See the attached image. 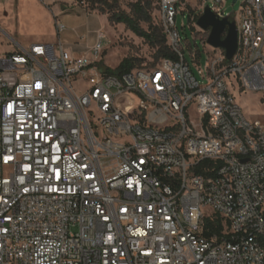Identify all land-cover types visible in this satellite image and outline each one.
<instances>
[{
  "label": "built area",
  "instance_id": "built-area-1",
  "mask_svg": "<svg viewBox=\"0 0 264 264\" xmlns=\"http://www.w3.org/2000/svg\"><path fill=\"white\" fill-rule=\"evenodd\" d=\"M238 1V49L210 45L203 81L178 8L203 30L228 0H160L176 59L128 72L104 68L103 32L66 49L58 15L54 43L0 54V264H264V117L234 93H264V0ZM205 208L222 234H205Z\"/></svg>",
  "mask_w": 264,
  "mask_h": 264
},
{
  "label": "rangeland",
  "instance_id": "rangeland-1",
  "mask_svg": "<svg viewBox=\"0 0 264 264\" xmlns=\"http://www.w3.org/2000/svg\"><path fill=\"white\" fill-rule=\"evenodd\" d=\"M6 1L0 0V54L20 48L18 43L27 45L29 42L36 41L37 37L41 35H55L57 39L55 16L52 12L48 14L32 6L22 9L2 7L1 3H6ZM108 1L112 3L113 7H106L103 14L97 6L93 8L88 0H85V3H82V0H75L76 5L79 7L68 10L66 15L60 18L66 26L65 31L76 35L86 33L89 39L95 38L98 35L94 31L96 23L93 20L90 21L91 18L86 16L85 10L106 15L107 18L116 11H123L138 17L134 8L137 2H141L145 7V11L151 16L150 21L139 20L140 25L144 29H149L150 26L162 27L160 0ZM200 1L191 0V3L193 6L198 7ZM240 7V1L234 3V0H228L226 11L228 13L238 12ZM101 19L104 21L103 17ZM176 25L183 39L186 60L189 62L195 76L203 81V73L207 70L209 58L216 51L204 42V31L191 21L189 10L182 7L178 8ZM103 32L105 36L102 39V62L105 69L116 68L124 58L134 59L137 66L156 65L162 59L158 58L156 48L152 47L144 38L138 36L124 23L109 21ZM98 40L96 44L99 42ZM93 47H90V52ZM91 57L94 58L93 52ZM82 87L83 85L78 84V88ZM234 93L244 115L248 119L264 117L263 91H251L235 87ZM213 212L211 208L204 209L206 218L212 217Z\"/></svg>",
  "mask_w": 264,
  "mask_h": 264
},
{
  "label": "trees",
  "instance_id": "trees-1",
  "mask_svg": "<svg viewBox=\"0 0 264 264\" xmlns=\"http://www.w3.org/2000/svg\"><path fill=\"white\" fill-rule=\"evenodd\" d=\"M85 2V0H82ZM93 8L96 6L99 10L104 14L106 7H113L112 3L108 0H88ZM135 15H130L123 11H116L113 14L109 15V21L115 23H124L129 27L133 32H135L138 36L144 38L152 47L157 49L158 58H170L176 59V55L172 51L170 44L168 42V37L164 31L163 26H150L149 29H144L139 20L150 21L151 16L145 11L144 5L141 2H137L134 5ZM137 67V63L132 58H124L120 64L114 68H106L107 70H111L117 73H123L131 71L133 68ZM213 162L209 160H205L202 164L197 168L198 173H203L206 175H212V171L209 169L212 168ZM209 168V169H207ZM207 169V170H206ZM205 234L207 236H211L214 233L222 234L225 229L224 220L219 215H214L212 217L205 219ZM260 241L264 246V237H260Z\"/></svg>",
  "mask_w": 264,
  "mask_h": 264
},
{
  "label": "crops",
  "instance_id": "crops-1",
  "mask_svg": "<svg viewBox=\"0 0 264 264\" xmlns=\"http://www.w3.org/2000/svg\"><path fill=\"white\" fill-rule=\"evenodd\" d=\"M1 4L2 7H11V8L15 7L20 9L27 6H32L39 8L41 11L48 14L52 12L53 16L58 15L59 18L64 17L68 10L70 9L74 10L76 9V7H79L76 5L75 0H7L6 3H1ZM85 14L88 18H91L90 21L93 20L96 23L95 24L96 29H94V31L98 33V35L95 37L96 40L94 37L89 39L86 33L83 34L78 33L76 29L75 31L78 33L77 34L78 36L73 33H67L65 30L60 34V37L64 43L65 48L76 55L88 53L90 47H93L96 44L100 33L104 31V29L107 27L109 23V19L107 18L106 15L87 12L86 10H85ZM101 17L104 18V21H102ZM56 40L57 39L55 35L52 36L41 35L40 37H37L36 41L29 42L27 43V45H22L19 43L18 45L21 48V47H27L33 43H54ZM15 50L17 49H13L8 52H13Z\"/></svg>",
  "mask_w": 264,
  "mask_h": 264
},
{
  "label": "water",
  "instance_id": "water-1",
  "mask_svg": "<svg viewBox=\"0 0 264 264\" xmlns=\"http://www.w3.org/2000/svg\"><path fill=\"white\" fill-rule=\"evenodd\" d=\"M230 15L231 13L224 19H218L209 5H206L197 21L203 30H210L207 43L214 48L225 49L228 60L233 58L238 49V27L236 21L230 19ZM226 31L227 35L223 38Z\"/></svg>",
  "mask_w": 264,
  "mask_h": 264
},
{
  "label": "flooded vegetation",
  "instance_id": "flooded-vegetation-1",
  "mask_svg": "<svg viewBox=\"0 0 264 264\" xmlns=\"http://www.w3.org/2000/svg\"><path fill=\"white\" fill-rule=\"evenodd\" d=\"M233 20H234V17H233ZM236 20V19H235ZM237 22V21H236Z\"/></svg>",
  "mask_w": 264,
  "mask_h": 264
}]
</instances>
